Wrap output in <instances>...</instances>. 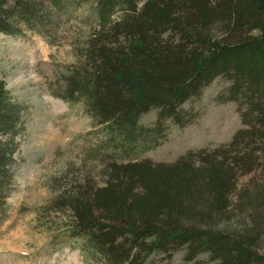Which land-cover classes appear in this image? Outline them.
Instances as JSON below:
<instances>
[{"label":"trees","instance_id":"obj_1","mask_svg":"<svg viewBox=\"0 0 264 264\" xmlns=\"http://www.w3.org/2000/svg\"><path fill=\"white\" fill-rule=\"evenodd\" d=\"M82 1L66 0L76 7ZM85 1L93 3V31L79 53L82 61L62 74L56 96L82 100L115 154L155 147L168 120L183 128L191 123L195 115L187 104L218 78L227 83L222 100L243 107L245 128L226 149L190 152L175 164H112L105 184L70 197L74 236L103 264H174L177 252L179 264L202 255L214 264H264L258 226L247 232L214 226L229 202L233 169L222 172L224 156L249 171L264 167V0ZM64 2L0 0V33L53 32ZM152 110L155 121L142 123ZM27 111L0 73V226L8 217Z\"/></svg>","mask_w":264,"mask_h":264},{"label":"rangeland","instance_id":"obj_2","mask_svg":"<svg viewBox=\"0 0 264 264\" xmlns=\"http://www.w3.org/2000/svg\"><path fill=\"white\" fill-rule=\"evenodd\" d=\"M64 1L53 32L24 28L18 36L0 33L1 76L12 97L28 106L27 127L7 199L8 217L0 226V264H103L74 236L67 207L70 197L89 186L105 184L112 164L141 160L175 164L190 152L210 154L226 149L245 128L243 107L222 100L227 83L218 78L187 104L195 115L191 123L183 128L168 120L166 136L155 147L133 156L115 154L103 143L104 126L95 121L82 100L70 103L56 96L62 74L82 61L79 53L95 23L92 2L84 0L76 7ZM156 115L152 110L141 122L151 124ZM231 156H224L227 160L222 168V172L233 169L229 202L223 219L216 217L214 226L244 232L258 226L257 248L264 255V167L249 171ZM193 159V165L199 166L200 161ZM222 159L216 157V165ZM181 259L182 253L177 252L173 263ZM189 264L214 262L202 255Z\"/></svg>","mask_w":264,"mask_h":264}]
</instances>
